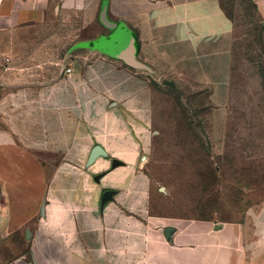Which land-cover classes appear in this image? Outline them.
Masks as SVG:
<instances>
[{"label": "crops", "instance_id": "crops-1", "mask_svg": "<svg viewBox=\"0 0 264 264\" xmlns=\"http://www.w3.org/2000/svg\"><path fill=\"white\" fill-rule=\"evenodd\" d=\"M222 2L107 0L109 30L102 0H0V27L72 11L95 29L65 55L34 35L10 34L0 50V264H264V201L241 223L161 220L142 168L152 81L207 87L220 120L233 47ZM117 33L123 56L101 44ZM95 145L106 155L87 164ZM106 189L115 194L101 205Z\"/></svg>", "mask_w": 264, "mask_h": 264}, {"label": "rangeland", "instance_id": "rangeland-1", "mask_svg": "<svg viewBox=\"0 0 264 264\" xmlns=\"http://www.w3.org/2000/svg\"><path fill=\"white\" fill-rule=\"evenodd\" d=\"M222 4L233 23V47L220 120H212L207 87L152 81L151 143L142 168L150 179L151 211L161 220L241 223L264 201V0ZM49 15L44 26L0 27V50L10 34L24 40L34 35L43 37L39 45L65 55L95 33L81 25L85 19L78 12ZM120 34L105 49L123 56L128 49Z\"/></svg>", "mask_w": 264, "mask_h": 264}, {"label": "water", "instance_id": "water-1", "mask_svg": "<svg viewBox=\"0 0 264 264\" xmlns=\"http://www.w3.org/2000/svg\"><path fill=\"white\" fill-rule=\"evenodd\" d=\"M106 8H107V0H102L99 15H98V20L103 27H105L109 30H115L117 28V24L115 22L110 21L107 18L106 11H105ZM117 40H116L115 36H112V37L107 38L106 40H103L101 42V44H103L104 46H107V45L110 46V45L114 44L115 42H117ZM119 42H121L120 44H122L123 46L125 45V41L122 40V35L119 38ZM126 62L129 65L134 66V67H142L141 64L134 61L133 54H132V56H130V58L128 60H126ZM165 84H167L169 86L174 85V83L172 81H165ZM105 155H106V153L101 148V146L95 145L89 154L87 164H91L97 157L105 156ZM119 164H120L119 161L113 159L112 163H111V167L113 168ZM102 176H103V173L96 174L94 176V181L99 182L100 179L102 178ZM114 194H115V190H113V189L104 190L101 194V199H100L101 205H103L106 201L111 200ZM171 230H172V228L169 226L164 228L163 233H164L165 237H168V238L170 237Z\"/></svg>", "mask_w": 264, "mask_h": 264}, {"label": "built area", "instance_id": "built-area-1", "mask_svg": "<svg viewBox=\"0 0 264 264\" xmlns=\"http://www.w3.org/2000/svg\"><path fill=\"white\" fill-rule=\"evenodd\" d=\"M66 72L69 73L70 72V68H66Z\"/></svg>", "mask_w": 264, "mask_h": 264}]
</instances>
